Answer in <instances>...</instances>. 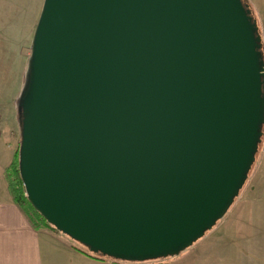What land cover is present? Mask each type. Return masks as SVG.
<instances>
[{
	"label": "water",
	"instance_id": "95a60500",
	"mask_svg": "<svg viewBox=\"0 0 264 264\" xmlns=\"http://www.w3.org/2000/svg\"><path fill=\"white\" fill-rule=\"evenodd\" d=\"M261 48L242 0H43L17 102L28 203L93 255L189 249L254 163Z\"/></svg>",
	"mask_w": 264,
	"mask_h": 264
},
{
	"label": "crops",
	"instance_id": "0c3cea01",
	"mask_svg": "<svg viewBox=\"0 0 264 264\" xmlns=\"http://www.w3.org/2000/svg\"><path fill=\"white\" fill-rule=\"evenodd\" d=\"M247 1L264 59V0ZM21 90L6 107L0 102V264H264V170L257 173L255 185L246 189L235 208L202 239L179 255L155 263L93 257L56 230H34L13 203L5 181L20 140L17 102ZM261 152L264 156L263 148Z\"/></svg>",
	"mask_w": 264,
	"mask_h": 264
},
{
	"label": "rangeland",
	"instance_id": "374dc122",
	"mask_svg": "<svg viewBox=\"0 0 264 264\" xmlns=\"http://www.w3.org/2000/svg\"><path fill=\"white\" fill-rule=\"evenodd\" d=\"M42 4L43 0H0V102L5 107L25 83L31 41ZM19 141L16 149H19ZM259 148L247 180L231 206L233 209L243 199L246 189L255 185L257 173L264 170V156L261 152L264 149V128ZM71 241L75 246L83 248Z\"/></svg>",
	"mask_w": 264,
	"mask_h": 264
},
{
	"label": "trees",
	"instance_id": "16d2710c",
	"mask_svg": "<svg viewBox=\"0 0 264 264\" xmlns=\"http://www.w3.org/2000/svg\"><path fill=\"white\" fill-rule=\"evenodd\" d=\"M242 1L246 9L250 11L249 5L245 2V0ZM250 15L252 17L251 12ZM253 20L255 21L254 18ZM257 34L260 36L258 27ZM5 181L13 203L17 206V208H19L21 213L25 216L34 230H40L42 228H50L55 230L54 228L50 227L46 221L31 207L26 199L25 191L18 172V149L15 150L13 160L5 171ZM90 255L93 257H101L100 255Z\"/></svg>",
	"mask_w": 264,
	"mask_h": 264
}]
</instances>
